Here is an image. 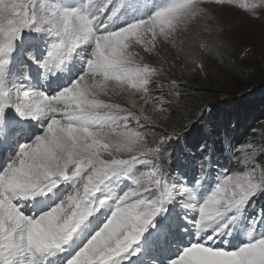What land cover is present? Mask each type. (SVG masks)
I'll use <instances>...</instances> for the list:
<instances>
[{"label":"snow or ice","instance_id":"obj_1","mask_svg":"<svg viewBox=\"0 0 264 264\" xmlns=\"http://www.w3.org/2000/svg\"><path fill=\"white\" fill-rule=\"evenodd\" d=\"M225 7L264 15L0 0V264H264V125L215 154L169 150L208 110L188 79L231 55L213 38Z\"/></svg>","mask_w":264,"mask_h":264},{"label":"trees","instance_id":"obj_2","mask_svg":"<svg viewBox=\"0 0 264 264\" xmlns=\"http://www.w3.org/2000/svg\"><path fill=\"white\" fill-rule=\"evenodd\" d=\"M227 62H229V59L227 61H221V67L230 75L231 71L234 72V70ZM212 78V74H208L206 79L192 76L187 81L189 87L186 91L192 94L193 99V103L189 107L193 109L194 113H198L200 107L207 105L209 109L207 112L209 111L210 113L206 117L205 114L207 112H205L201 117L202 120L197 122L196 127L199 130V135H197L196 129H189L184 136H181L180 140L174 141L169 145V150L174 153L173 159L176 157L181 159H194V157L186 156V153L192 150L191 147L195 150L198 147V143H206L209 150L215 154L228 141L235 144L246 139L251 133L250 129L258 125L256 123L264 120V108H262L264 104L261 105L264 102V98L260 101L246 99L245 103H242L243 105L240 104L239 107L234 106V109L232 107L227 109L223 108V106L218 107L215 103L210 104L213 95L229 93L223 90L225 87L222 85L226 81L225 79H228V76L219 74L216 76V80H212ZM238 78L244 79V77L240 76ZM242 85V82H236V87L231 90V93L237 94L239 87ZM208 94L211 96L209 97ZM192 119H196L195 116ZM261 203H264V200Z\"/></svg>","mask_w":264,"mask_h":264},{"label":"rangeland","instance_id":"obj_3","mask_svg":"<svg viewBox=\"0 0 264 264\" xmlns=\"http://www.w3.org/2000/svg\"><path fill=\"white\" fill-rule=\"evenodd\" d=\"M216 25L220 30L214 34L213 38L220 39L224 43L231 45V55L227 63L234 72L231 71L230 76L221 67V60L215 59L213 61L212 66L209 68V74H212V80H216V76L219 74L228 76V79H225L226 81L222 80L225 81L222 85L225 87L223 90L229 93L213 95L210 104L215 103L218 107L223 106L225 109L232 107L234 109V106L239 107L240 104L245 103L246 99L251 101L262 100L264 98V55L261 53L264 51V15L254 19L238 10L225 7L216 10ZM242 47L253 49V56L246 59H238L237 56ZM238 76L244 77V79L242 80ZM236 82H242L243 85L239 87L237 94H232L231 90L236 87ZM243 99L245 100L242 101ZM263 104L264 102L261 103V105ZM190 110L194 112L192 108ZM209 113L208 111L204 114L208 117ZM200 120L202 119L200 118L198 121ZM256 124L258 125L252 127L250 131L252 129L259 130L261 125H264V120Z\"/></svg>","mask_w":264,"mask_h":264}]
</instances>
